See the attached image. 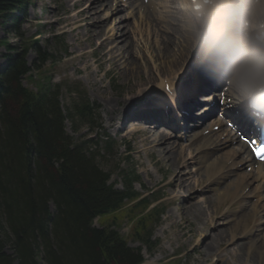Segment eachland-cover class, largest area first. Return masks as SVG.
Returning <instances> with one entry per match:
<instances>
[{"label":"trees","instance_id":"trees-1","mask_svg":"<svg viewBox=\"0 0 264 264\" xmlns=\"http://www.w3.org/2000/svg\"><path fill=\"white\" fill-rule=\"evenodd\" d=\"M28 1L0 0V15L15 21ZM27 48L7 46L0 66V264H141L142 248L156 246L162 209H149L151 199L135 192V170L120 169L123 188L116 189L98 162V144L74 142L66 120L75 131L93 129L97 109L80 91L69 92L77 100L64 109L62 86L40 74L50 53L36 47L31 66ZM122 221L138 246L119 232Z\"/></svg>","mask_w":264,"mask_h":264},{"label":"rangeland","instance_id":"rangeland-1","mask_svg":"<svg viewBox=\"0 0 264 264\" xmlns=\"http://www.w3.org/2000/svg\"><path fill=\"white\" fill-rule=\"evenodd\" d=\"M75 1H79L78 5ZM92 1L94 0H30L26 3V8L23 10V13H19L20 19H17L16 22L6 21L0 15V40L2 42L0 43V66L3 64L7 46L27 44L28 51L26 59L29 64L36 59V47H39L40 50H48L53 62L50 63L48 61L44 64L40 74L43 72L51 78L53 84H60L62 86L60 102L63 108L67 109L73 100H77L75 94H69V92L80 91L97 109L92 137H96L95 142L98 144V148L95 153L99 156L98 162L101 167L104 170L112 171L114 165L118 163L119 167L124 170L135 168L140 176L139 183L135 184V189L144 195L151 194L150 198H160L155 204L158 205L157 208L164 207L160 221L153 231V239L156 241V247L151 254H148L145 248H143L145 260L142 264H203L199 259L197 249L194 248L195 244H188L186 240L189 234L181 238L179 237L178 228L176 226H170L171 219L176 218L180 213V210L176 209L177 205L171 201V198L175 195L183 197L184 195L191 194L194 196V199L189 200V202L203 203L205 200H209L211 203H216V198L222 195L221 190H219L221 183L215 181L209 185L212 180L211 177L209 178L204 170H197L198 166L193 168V162L195 163V160L188 159L187 152L190 150V147L195 146L198 142L196 143V141L191 140L182 144L177 140L178 133H171L170 141H176L173 145L176 155V165H173V160L172 162L164 161L157 151H154L151 156L149 155L142 141L144 132L148 127L141 129L136 126H129V121L136 120L138 119L137 117L130 115L132 117L126 119L125 125L127 130L119 129L115 131L112 126H108V111L104 109V98L108 99L114 95L113 97H117V99L126 97L127 101H131L132 99L128 97V87L130 82L134 80V76L128 75L127 72L121 75L119 69L111 67L106 60L100 61V63L96 62L95 56L98 54L96 52L92 54L91 50L97 46L98 41L86 42L84 40L83 35L87 21H84L83 16L77 14L80 10L87 8ZM109 2L111 9H113V4L116 2L114 3L112 0H97L96 3L99 6L101 4H104V6H101L96 12H92V14L98 17L96 21H104H102V27L104 26L105 30L119 25L118 23H121V21L126 23L128 40L132 45L134 55L137 56L135 60V66L138 67L137 71L141 73L143 78H148L147 71L149 67L151 72L152 82H146L138 88L147 89L146 92L156 95L157 88L155 83H158L160 79L164 77H167L168 80L184 78L189 66L187 63L191 61L193 54L197 53L198 49H200V45L198 44H200L201 38L199 37V30L197 29L198 24L196 25L190 21L186 13L175 10L174 7L172 9L168 8L169 11L167 12L159 13L160 16L151 14L147 20L144 18L138 20L140 18L132 8L126 11L121 10L112 13ZM254 4L260 7L257 10L260 15L257 14L255 19H263L264 0H259V3ZM175 5H179L178 0ZM235 5L238 7L239 1L235 0ZM89 15L91 14L89 13ZM45 16H48V18ZM223 19L224 15L221 16V20ZM69 23H72V25ZM76 26L80 28H76ZM72 27L75 29L70 31ZM117 28L122 27L117 26ZM53 35H61L63 41L56 42L53 39ZM103 37V35L100 36V38ZM118 43H122V40H119ZM83 51L88 52L85 57L77 58L76 56ZM142 57L148 59L149 64L147 66L142 60ZM127 62L128 68L135 67L130 65L129 61L123 62V65L121 64L120 67L125 66ZM155 66H159V73L157 75ZM22 83L25 86H31L26 78H23ZM233 91L235 92V90ZM120 105L123 107V104ZM126 105H128L126 109L130 112H132V109L143 108L138 106L129 107L130 103H126ZM127 113L130 114L129 112ZM189 114L191 116L193 114V118H196L198 116V109H191ZM214 120L217 119L215 118ZM157 125H155V128L158 130L170 133L166 124L161 126ZM65 128L67 133L72 136L74 142H79L83 137L86 139L85 137L89 136L86 133L88 130L86 127H81L78 131H75L68 120H66ZM140 131L143 132V135ZM83 134H86V136ZM102 136L114 142L110 155H105L103 152L105 144L101 140ZM188 143H192L193 145L188 146ZM195 151H191L193 155ZM215 153L220 154V157L211 156V160L213 158L223 159L229 157L228 153ZM194 156H196L194 159L197 160L198 155L195 154ZM179 157H181L180 163ZM126 159L128 160L127 162H125ZM182 160L185 163L187 161L186 168L181 167ZM178 170H182L185 177L189 179V191L167 185L166 182L178 174ZM194 180H199V182L194 183ZM235 180V176H233L230 181L223 182L222 185L232 186ZM110 182L115 183L117 188L121 186V181L116 173L111 175ZM246 182L247 186H249L254 181L253 178H247ZM256 183L257 187L261 185L260 181H256ZM256 186L250 190H254ZM201 188L202 190L200 191ZM239 191L236 193H239ZM234 195L227 197L222 203H216L218 205L217 211H220V213L215 219V224L219 223L218 228H223L222 230L225 231V234H229L228 231L230 229L233 230L234 224L232 222L235 223V218L246 219L247 226L242 230L237 227L238 225H235L237 231L240 232L242 230V232L237 235L238 237L236 236L233 243H228L225 247H221L220 254L229 264H264V223L261 224L264 221V213L260 210L258 217L256 216L254 219L251 218L253 217L252 215H243L244 211L246 209L251 210V207L246 201L240 203L239 198H236L237 196L233 197ZM244 204H246L245 207H243ZM204 206L207 207L205 204ZM252 206L256 205L253 203ZM50 208L53 210L52 205ZM210 210L211 207L206 209L208 214ZM225 212V217L234 219L229 225L224 224L226 220L223 218L222 213ZM180 215L181 217L186 216L181 213ZM168 216L170 220L167 219ZM186 219L189 222H184V225L191 224L193 231L197 227L206 226L208 228L207 233H199L197 235V242L208 240V234L209 232L212 233V231H209L210 225L207 226L206 224V216L201 218L198 214L189 213ZM93 225L98 227L99 222L94 220ZM128 228L126 221L120 223L119 229L125 238L128 233ZM126 239L130 246L134 247L138 245L137 242L128 238ZM239 243H244V245L238 251L237 244ZM4 250L7 253L12 252V249L8 247H5ZM227 250L230 251L227 252ZM214 260L215 258L212 257L210 261Z\"/></svg>","mask_w":264,"mask_h":264},{"label":"bare ground","instance_id":"bare-ground-1","mask_svg":"<svg viewBox=\"0 0 264 264\" xmlns=\"http://www.w3.org/2000/svg\"><path fill=\"white\" fill-rule=\"evenodd\" d=\"M149 1H150V3H152V0H149ZM167 1L172 2L173 0H167ZM218 1H220V0H218ZM92 2L88 5L87 8L82 9L77 13L78 15L83 16V18L85 19L84 21H87L86 22V28L83 27V28H85L84 29L85 33L83 35V38L86 42L98 41L97 46L91 50L92 54H93V52H96L98 54L95 56L96 62L100 63V61L106 60L111 65V67H116V69L118 68L119 73L121 75H123L122 73L127 72L128 75L134 76V80L132 82H130V84H129V87H128L129 96L128 95L127 96L130 99L136 98L138 95L147 91V89H139L138 87L143 85L146 82H152L151 81L152 78H151L150 67L147 71L148 72L147 73L148 78H143L141 76V73L139 71H137L138 67L135 66V60H136L137 56L134 55V52L132 51V45L128 40V35H127L128 32H127V28H126V26H127L126 23H124V24L118 23L119 25L113 26L112 28L105 30L104 26L102 27V24H103L102 21L103 20H100L99 22L96 21L98 17L93 16V14H92V12H96L101 6L103 7L104 4H101L99 6L96 3L97 0H94ZM75 3L78 5L79 1L78 2L75 1ZM132 5H134V7L137 9L146 8V5H144L142 0L141 1L134 0ZM254 7H255V5H254ZM217 11H218L217 6H212V5H204V7L202 9V12L205 14V19H211L213 13H214V15H217ZM89 13L91 15H89ZM45 17L48 18V16H45ZM69 24L72 25V23H69ZM117 26L122 27V28H117ZM76 28H80V27L76 26ZM74 29L75 28L72 27L70 31H73ZM242 30H244V29H242ZM101 35H103L104 37L100 38ZM239 36H240V32H239ZM231 38L232 39L230 41H228L226 44L231 48L237 49V45L240 43V39H239L237 33L232 31L231 32ZM119 40H122V43H118ZM87 53L88 52L83 51V52L79 53L76 57L77 58H84ZM221 56H222L221 53L220 54L217 53V58H214V59L211 58L210 59L209 66H208V68L206 67L207 68L206 70L204 69L200 73L195 74V76H194L195 84H192V80L182 84L183 89L181 90V92L179 94V101H178V103L173 104L172 108H173V106H177L179 108V105L181 106V108H185L183 104H187V102H189V101L192 102L193 100H194V102H193L192 106H196L197 108H200L199 104L197 102L195 103L198 94L203 93L201 95H205L207 92H210L208 90H211L212 95L216 94V92L215 93H213V92L215 90H219L220 81L226 72L225 67L228 65V62L224 58L222 59ZM142 60L144 61L146 66L149 64V61L147 58L144 59L142 57ZM125 61H129L130 65H133L135 67H129L128 68L127 67L128 62L125 66L120 67V65ZM195 62H196V60L191 59V61H189L187 63V65L192 66L195 64ZM155 68H156V75H157L159 73V71H158L159 66H155ZM75 70H79V69H75ZM101 71H102V69H101ZM166 83H169L173 86L176 85L175 80L166 79V81L164 82V79H160L158 83H155L156 88H157L156 95H159V93L163 90L162 86ZM232 85H233V83H232ZM233 90L234 89H231V91H230V89H229L228 95L230 93H234ZM113 96H111L108 99L104 98V109H106L108 111L107 112L108 113V115H107L108 126L109 127L112 126L115 131H117L118 129L125 130L126 129L125 122L127 121L126 117H130V115H134L135 117H137L139 119V121L135 122L137 125V128L142 129V128L148 127L145 130L144 135H143L142 131H140V132L143 135L142 141L144 143V146L146 147V151L149 152V155L151 156L154 151H157L164 161L172 162V160H173L174 161L173 165H176L175 164L176 155H175V151L173 148V145L176 143V141H170V135L172 132H170V133L164 132V131H161V130H158L157 128H155L156 123H158V121H160L159 120L160 114H158V113L160 112L161 107H159V105H157V106L152 107V108H136V109H132V112H130L128 109H126V107H128V105H126V103L129 104V103H131V101H127L126 97L121 98V99H117V97H113ZM211 99H213V98L209 97L208 99H205L207 101V105L204 108V111H210L211 112L214 109V108L211 109L209 107L210 103H211ZM120 104H123V107ZM221 110L224 111L225 113H228V111L225 108H223ZM127 112H129L130 114H128ZM186 112H188V113H186L184 115L185 118L188 117L189 109ZM202 114L203 115H209L210 113L203 112V113H201V115ZM163 120H164L163 124L172 126V122L170 124L169 119L167 117H165L164 115H163ZM201 120H202V118H201ZM217 122H218V125H221V123H223L222 120H220V119H218V120L212 119V121L207 122L206 127L210 128L213 126V124H215ZM130 125H132V124H130ZM196 125H198V126H196ZM195 127L197 130L194 129L195 131L192 130L191 132L187 131V133L189 132V134H187V136H186V141L194 140V141H196V143L198 142L194 146V147H196L195 150L197 151L196 155H198V164L199 165L197 167V170H204V172L206 173V175L209 178L214 176L216 178V182L226 180L225 177H227L229 175L235 176V179H236L233 182L232 186L222 185L221 188H219V190H221V192H222V195L218 196L216 198L217 204L224 202L227 197L234 195L238 190H240L239 193H236L233 197L237 196L236 198H239L240 203L246 201L245 197L247 195H249L251 192L258 193V188H259V190H264V164H260V163L257 164V167L255 169V173L241 174L238 171V167H237L238 162L235 161V158L237 156V152H235V150H233L232 154H230L229 150L221 152L222 154H226V153L230 154L228 158H223V159H219V158L214 159L213 158V160H211L212 158L210 155L209 148L212 146L213 151L223 149L224 145H226V144L228 145L231 143L232 140L237 139L236 137H234V134H232L231 136H229L223 140H219L220 134L209 133V134H206L205 136H203L201 133L203 131V129L199 128L200 122H198V124L196 123ZM206 127H205V129H206ZM240 128L242 130H246V125L240 123ZM190 136H192V137H190ZM178 137L179 138L181 137L179 133H178ZM192 138H194V139H192ZM242 147H243V145H242ZM189 151L187 152V155L192 154V152L191 151L189 152ZM180 158L181 157H179V163H180ZM193 158H194V156H193ZM244 159H247V157ZM227 161H230L229 165L224 164V162H227ZM184 163H185V161H183L181 163V165H182L181 167L186 168L187 164L186 163L184 164ZM224 170H225V173L221 174L222 171H224ZM247 178H253L254 182L260 181L261 185L258 186V188L256 187L254 190H249L247 193H243L244 188L247 186V182H246ZM188 181H189V179L185 177L184 172L182 170L181 171L178 170V174H176L173 178H171L166 183L168 186H171L173 188L179 187V188L184 189L185 191H189L190 190V183H188ZM195 182H199V180H194V183ZM193 199H194V196L191 194H188L185 199H182L180 197V195H175L171 198V201L174 202V204H176L178 207V208L176 207V209L180 210V213L184 214L186 216L181 217V215L179 213L176 216V218L171 219L172 221H171L170 226H176L178 228L179 237H181V238L189 234V237L186 240L188 241V244H190V243L195 244L194 248L197 249V253L199 254V259L203 264H229V262L224 260L223 256L220 254L221 249H222L221 247H223V246L225 247V245L228 243H233L234 239H236V236L239 233H241L244 228H246V226H247L246 225V219H243V218H237L236 219L235 218V223H234V222H232V221H234L233 218L225 217L226 212L222 213L223 218L226 220V222H224V224L229 225L231 222L234 224L233 230L230 229V231H228L229 234H225V231L222 230L223 228H221V229L218 228L219 223L215 224V219L217 218L218 214L220 213V211L219 212L217 211L218 205L216 203H211L209 200L208 201L205 200L203 203L189 202V200H193ZM204 204L207 205V207L204 206ZM245 205L246 204H244L243 207H245ZM210 207H211V210L208 214L206 209L207 208L209 209ZM262 208H263V206H262ZM250 209L251 210L246 209L247 211L245 210L243 215L246 214L247 216H251V211H255L256 206H252V208H250ZM189 213L198 214L199 216H201V218L206 216V224H207V226L210 225L209 231H212V233L209 232V234H208V240H206L204 242L203 241L197 242V239H196V237L199 233H203V234L207 233L208 228H206V226H204V227L202 226L200 228L197 227V229H195L193 231V227L191 226V224L184 225V222H189V220L186 219ZM257 213H258V210L256 209V215H257ZM167 219L170 220L169 216L167 217ZM237 223H239V224H237ZM221 224H223V223H221ZM235 225H238L237 227L239 229H242V230L240 232H238ZM245 233H246V231H245ZM243 245H244V243L237 244L238 251L241 250V247ZM229 251L230 250H227V252H229ZM233 251H234V249H233ZM212 257L215 258L214 261H210Z\"/></svg>","mask_w":264,"mask_h":264},{"label":"clouds","instance_id":"clouds-1","mask_svg":"<svg viewBox=\"0 0 264 264\" xmlns=\"http://www.w3.org/2000/svg\"><path fill=\"white\" fill-rule=\"evenodd\" d=\"M211 40L230 64L228 74L234 87L242 97L264 109V45L254 49H235L216 33L212 34Z\"/></svg>","mask_w":264,"mask_h":264},{"label":"snow or ice","instance_id":"snow-or-ice-1","mask_svg":"<svg viewBox=\"0 0 264 264\" xmlns=\"http://www.w3.org/2000/svg\"><path fill=\"white\" fill-rule=\"evenodd\" d=\"M159 95H153L150 92H144L131 100L129 107L138 106L143 108H152L157 105L172 106L179 101V94L182 90V85L177 82L175 86L165 84ZM259 155L264 158V149L259 150Z\"/></svg>","mask_w":264,"mask_h":264}]
</instances>
